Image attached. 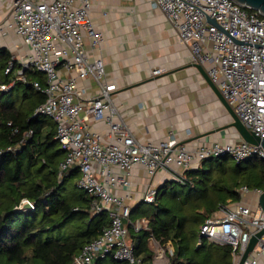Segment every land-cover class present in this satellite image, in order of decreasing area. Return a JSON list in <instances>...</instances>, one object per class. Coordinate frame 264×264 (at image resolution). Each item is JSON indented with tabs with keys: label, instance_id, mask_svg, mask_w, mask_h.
Here are the masks:
<instances>
[{
	"label": "built area",
	"instance_id": "obj_1",
	"mask_svg": "<svg viewBox=\"0 0 264 264\" xmlns=\"http://www.w3.org/2000/svg\"><path fill=\"white\" fill-rule=\"evenodd\" d=\"M150 3L166 15L178 40L189 46L192 61L205 68L244 127L264 138V17L232 0ZM90 4L91 0H11L7 28L26 48L16 60V74L21 82H26L25 72L43 76V84L32 81L34 89L45 97L34 114L47 116L55 124V139L64 151L58 178L77 168V186L92 198L91 214L105 211L109 217L107 227L83 246L73 264H95L108 255L126 264H142L141 257L134 255L127 225L137 231L147 228V220L131 222L133 206L126 203L129 196L119 194L131 186L129 176L136 166L145 168L150 177L164 170L173 180L183 183L185 170L200 168L209 158L226 155L237 163L249 158L264 160V148L242 139L238 144L214 143L194 148L172 139L156 144L138 141L113 105L111 93L115 87L107 83L104 61L94 52L101 48L104 37L89 16ZM12 67L10 61L5 73ZM160 73V68L152 71L154 75ZM88 78L98 86L97 94L92 96H84L85 90L77 85L78 80ZM12 84L0 89L7 91ZM92 120L106 124L104 135L91 130ZM30 135L31 131L26 134ZM4 151L0 149V157ZM263 191L241 186L239 201L220 205L200 225V237L231 246L232 264L239 263L249 238L264 228V213L258 204ZM251 195L256 197L254 206L243 200ZM155 196L156 187L150 184L138 203L149 205ZM33 208L29 202L28 209ZM260 260L264 263V232L242 264H258ZM166 262V254L153 255V263Z\"/></svg>",
	"mask_w": 264,
	"mask_h": 264
},
{
	"label": "trees",
	"instance_id": "obj_2",
	"mask_svg": "<svg viewBox=\"0 0 264 264\" xmlns=\"http://www.w3.org/2000/svg\"><path fill=\"white\" fill-rule=\"evenodd\" d=\"M10 61L13 67L5 73ZM18 68L10 51L0 48V87L13 82L7 91L0 89V149L15 148L0 157V264H73L83 246L107 227L109 217L105 211L91 214V196L74 190L77 168L58 178L64 151L55 139V124L34 114L45 97L32 81L43 84V76L25 72L26 82H21ZM184 179L164 181L156 187L153 203L132 208L131 222L147 220V228L137 231L127 225L134 255L142 264H155L153 239L173 247L165 264H232L231 246L200 237L199 228L220 205L239 201L241 186L264 190V160L237 163L226 155L212 157L200 168L185 170ZM23 200L34 208L18 211ZM95 264L126 262L108 255Z\"/></svg>",
	"mask_w": 264,
	"mask_h": 264
},
{
	"label": "crops",
	"instance_id": "obj_3",
	"mask_svg": "<svg viewBox=\"0 0 264 264\" xmlns=\"http://www.w3.org/2000/svg\"><path fill=\"white\" fill-rule=\"evenodd\" d=\"M10 11L11 0H0V48L19 59L26 48L7 28ZM89 16L104 37L94 52L104 61L107 83L115 87L113 105L138 141L156 144L172 139L189 148L241 141L230 115L194 66L189 46L178 40L169 19L150 0H91ZM157 68L162 73L152 74ZM77 85L85 90L84 96L97 94L92 79L78 80ZM89 125L102 135L107 131L104 122L92 120ZM129 178L131 186L119 194H127L126 203L133 207L148 185L173 180L164 170L150 177L142 166H136ZM243 200L256 204L253 195ZM166 245L167 255L173 247L170 242Z\"/></svg>",
	"mask_w": 264,
	"mask_h": 264
},
{
	"label": "water",
	"instance_id": "obj_4",
	"mask_svg": "<svg viewBox=\"0 0 264 264\" xmlns=\"http://www.w3.org/2000/svg\"><path fill=\"white\" fill-rule=\"evenodd\" d=\"M237 4H240L244 7L251 8L256 10L258 13L264 16V0H232ZM211 24L215 25L218 27L217 23L213 20L208 18L207 19ZM194 66L198 69V71L201 73L203 78L206 80L207 84L211 87V89L214 91V93L217 95L219 98L220 102L223 104L224 108L230 115L232 121H231V126L235 128L237 131L238 135L241 137L242 140H244L247 143L253 144V145H260L262 148H264V138L260 139L259 136L253 132H249L244 125L241 123L237 115L234 113L232 108L228 105V103L225 101V99L222 97L220 92L218 91L217 87L215 84L210 80L208 77L205 69L199 65L194 63ZM258 204L261 208V210L264 213V191L260 194L258 198ZM29 208V202H21V204L18 207V211H23L27 210ZM264 232V228L253 234L247 243L246 248L244 249L243 253L241 254L240 260L238 264H242L248 254L253 250L255 247L259 237L262 235Z\"/></svg>",
	"mask_w": 264,
	"mask_h": 264
},
{
	"label": "rangeland",
	"instance_id": "obj_5",
	"mask_svg": "<svg viewBox=\"0 0 264 264\" xmlns=\"http://www.w3.org/2000/svg\"><path fill=\"white\" fill-rule=\"evenodd\" d=\"M13 57H15V55L13 56ZM15 60H17L18 61V59H16V58H14ZM74 190H78V191H80L81 189H79L78 187H74ZM81 192H84V193H86L85 191H83V190H81ZM142 205L145 207V206H148V204L147 203H142ZM167 243V242H166ZM166 243L164 242V243H162V245H160L159 243H154L152 240H150V247L152 248V250H153V252H154V254L155 255H158V254H161V255H163V254H165V252H166V248H165V246H167L166 245ZM164 245V246H163ZM153 254V255H154ZM167 256V255H166ZM155 262H156V260H155Z\"/></svg>",
	"mask_w": 264,
	"mask_h": 264
}]
</instances>
